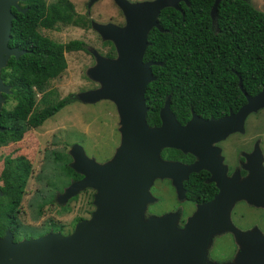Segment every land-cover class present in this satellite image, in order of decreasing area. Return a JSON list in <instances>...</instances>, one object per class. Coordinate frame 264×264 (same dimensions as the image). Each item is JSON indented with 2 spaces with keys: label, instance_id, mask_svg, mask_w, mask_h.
Here are the masks:
<instances>
[{
  "label": "water",
  "instance_id": "obj_1",
  "mask_svg": "<svg viewBox=\"0 0 264 264\" xmlns=\"http://www.w3.org/2000/svg\"><path fill=\"white\" fill-rule=\"evenodd\" d=\"M21 1L24 0H0V73L10 57L18 59L25 53L8 45L15 18L12 8L25 12L19 7ZM95 1L91 0V4ZM113 1L122 11L125 25L93 23L92 28L114 45L117 58L110 60L94 52L96 64L87 75L99 88L76 98L84 104L110 101L115 105L120 143L104 164L88 158L81 146L74 145L72 169L84 177L58 198L63 203L92 186L98 191L97 209L90 220L77 223L67 236L48 233L14 242L12 234L6 231L0 237V264H264L263 233L257 227L238 229L230 216L240 201L264 210V168L254 158L246 166L245 177L239 172L228 177L225 168L219 165L218 173L213 160L218 151L212 147L230 133L243 131L246 117L264 107V88L251 97L239 81L246 103L237 112L218 120H203L192 112L185 125L171 112L167 97L159 111L160 125L149 127L144 95L147 85L155 80L149 67L161 63L142 62L149 45L147 37L153 28L161 31L158 16L163 9L181 11L179 3L186 6L189 3L188 0ZM221 1L214 0L210 10L212 20ZM9 93L10 86L0 76V110L2 95ZM165 149L190 154L197 160L190 165L166 161L161 156ZM201 170L211 174L208 182L214 183L218 192L210 201L198 204L182 228L177 227V212L144 219L146 206L157 201L150 191L156 180H170L177 200L183 202L184 181ZM224 233L232 234L237 246L234 258L223 263L209 260L213 238Z\"/></svg>",
  "mask_w": 264,
  "mask_h": 264
},
{
  "label": "trees",
  "instance_id": "obj_2",
  "mask_svg": "<svg viewBox=\"0 0 264 264\" xmlns=\"http://www.w3.org/2000/svg\"><path fill=\"white\" fill-rule=\"evenodd\" d=\"M188 3L179 4L181 11L163 9L158 16L161 31L153 28L147 37L149 45L143 59L161 63L152 65L155 80L147 85L144 95L150 126L160 124L159 111L167 97L171 112L185 125L192 112L203 120L237 112L246 103L239 81L251 97L264 88V13L251 0H222L212 20L214 0ZM21 7L26 8L25 13L12 9L15 18L8 45L26 52L18 59L10 57L0 73L11 88L0 111V147L19 142L27 130L40 127L75 100L68 96L53 107L40 111L35 107L37 93L44 92L66 69L64 53L83 47L76 40L55 43L39 32L41 28L54 29L56 24H79L67 0L51 5L45 0H25ZM52 94L54 91L46 97ZM161 156L177 160L190 157L173 149L163 150ZM3 164L0 237L7 230L15 234L19 227L17 209L31 170L22 156H7ZM65 170L68 176L75 175L71 168L66 166ZM184 189L187 201L196 204L210 201L217 191L212 185H203L197 174L189 176Z\"/></svg>",
  "mask_w": 264,
  "mask_h": 264
},
{
  "label": "rangeland",
  "instance_id": "obj_3",
  "mask_svg": "<svg viewBox=\"0 0 264 264\" xmlns=\"http://www.w3.org/2000/svg\"><path fill=\"white\" fill-rule=\"evenodd\" d=\"M53 1L46 0L48 4ZM70 1L73 3L76 12L85 14V3H87V0ZM128 1L132 3L133 1L142 0ZM251 3L256 9L264 13V0H251ZM90 16L92 20L99 23L118 24L123 22V13L112 0H99L91 7ZM39 32L44 35L48 34L49 37L59 43L81 40L89 49V53L80 51L64 54L67 67L58 77L51 80L48 86L49 89L57 94V98L61 99L71 94L78 95L99 88V84L89 78L87 71L96 64L93 53L97 52L100 56H105L109 52L110 46L104 45L103 39L91 27L82 30L77 26L61 25L58 27V30L44 31V29H40ZM38 99L39 95L37 96ZM110 103L109 101H100L96 104L83 105L84 103L80 102L77 98L74 103L63 108L40 127L27 130L21 141L0 147V172L2 171L4 158L7 156L10 158L23 156L31 165V174L27 181L25 194L20 204V212L17 216L19 226L20 223L24 225L31 224V221L35 222L39 218L42 209L46 213L45 218L48 219L63 217V220L66 218L68 221L71 218L84 215L86 201L82 197L71 203L70 210H66V208L64 210H57L55 207L41 205L40 208L37 207L38 214L36 213L37 211L32 210V212L30 210L28 200L32 197L35 188L45 187V182H52L53 184L50 186L59 192L63 191L68 184L63 169L64 163H53V159L55 160V158L50 155L51 152L56 151L58 155L63 156L69 150V145L76 142L83 145L88 154L98 152L97 156L100 157L112 150L118 144V141L120 143V134L118 132L119 120L115 107ZM8 107H12V104L9 103ZM47 160L49 161L46 165ZM41 164H43V169H46L47 173L49 171L52 173V176L49 174L48 181L43 182L42 186L36 182ZM39 178H43V175H40ZM71 184L64 189V192ZM150 191L153 197L157 198L155 203L150 204L151 211L163 212L171 209L176 204H182V202L177 200L175 190L168 179L156 180ZM68 200L63 203H66ZM240 202H237L234 207L237 206L235 210L243 218L240 221L234 218V221H237L239 225L245 228L250 227L251 229L257 227L260 231L264 230V213L261 212L263 209L250 206L244 201ZM186 204L191 203L186 202ZM39 222H41L40 219ZM23 227L25 226H20L21 235H32L35 233V230H31L30 228H27L24 232ZM233 241L228 236L217 238L214 241L211 253L215 252L223 257L230 256L234 252V245L236 246Z\"/></svg>",
  "mask_w": 264,
  "mask_h": 264
},
{
  "label": "flooded vegetation",
  "instance_id": "obj_4",
  "mask_svg": "<svg viewBox=\"0 0 264 264\" xmlns=\"http://www.w3.org/2000/svg\"><path fill=\"white\" fill-rule=\"evenodd\" d=\"M24 1L19 2V7H20V9L25 10V12H26V8H22L21 7V3L24 2ZM56 1H58V0H54L53 2L48 4L46 2V0H45V3L48 4V5H51L52 3H55ZM67 1L73 6V12H74L73 18H75L76 21L79 22V24L78 25L65 24V25L77 26V27H79V28H81L83 30V29H85L87 27H91L92 28V24L93 23H98V24H102V25L108 24L107 22H104V23L95 22L94 20H92V17L90 16L91 7L95 3H97L99 0L93 2L92 4H91V0H87V3H85V6H86L85 14H79L78 12H76L73 3L70 0H67ZM143 1H152V0L133 1L132 3H134V2H143ZM181 3H183V2H181ZM181 3H179V4H181ZM12 9H14V8H12ZM86 13H87V15H86ZM110 24H114V25H116L118 27H123L125 25L124 16H123V22H120L118 24H116V23H110ZM61 25L63 26L64 24H56L54 26L55 27L54 29H44V31L58 30V27L61 26ZM41 35L46 37V38H48L49 40H51V41H53L55 43H59V42L54 41L53 38L49 37L48 34L47 35L41 34ZM99 37L102 38L100 35H99ZM72 41H75V40H72ZM76 41L81 42L83 47L81 49H78V50L68 51L69 53H73V52L75 53V52H80V51L89 53V49L87 48V45L83 41H81V40H76ZM69 42H71V41H69ZM69 42H67V43H69ZM59 44H66V43H59ZM103 44L104 45H109L110 49H109V52L105 56H102V57L110 59V60L116 59L117 58V52H116V49H115L114 45L111 42H107L105 40H103ZM11 48H13V47H11ZM14 48H16V47H14ZM22 51H24V50H22ZM68 52H65L64 54H66ZM142 62L144 64H147L150 61L144 60L142 58ZM149 68L152 71V66L149 67ZM48 86H49V84H48ZM48 86L46 87L44 92L37 93V95H36L35 107L39 111L40 110H44L46 108H49L50 106L53 107L59 101H63L68 96H72L75 99L72 103H74L76 101V99H77L76 95H73V94L59 99V98L56 97L57 94L55 92H54V94H52V96L50 98L46 97V95H48L52 91L51 89L48 88ZM10 94H11V88H10V93L8 95H10ZM4 95L5 94L2 95V97L4 99V102L2 103V107H3V105L6 104V99L4 98ZM38 95H39V99L37 100V96ZM45 97H46V99H45ZM77 102H79V101H77ZM105 102H107V101H105ZM8 103H9V101H8ZM72 103H70V104H72ZM70 104L64 106L63 108L69 106ZM110 104H112L115 107V105L112 102ZM83 105H86V104H83ZM145 105H146V101H145ZM115 109H116V107H115ZM116 115L118 117L117 109H116ZM223 117H225V116H223ZM50 118H48V119H50ZM218 119H220V118H217V119H214V120H218ZM47 120H45V121H47ZM118 120H119V117H118ZM159 120H160V118H159ZM146 123H147V125L149 127H157V126L160 125L159 124V125L150 126V122L146 121ZM74 145L81 146L83 148L84 152H85V155L88 158L93 159L94 161H96L99 164H104V163L108 162L113 157V155H114V153H115V151H116V149H117V147L119 145V141H118V144L112 148V150H110L107 154H104V156H100V157L97 156L98 152L97 153L93 152V154L92 153L88 154L86 152V149L84 148V146L80 145L79 143H76V142H73L72 144L69 145V150H67V152L63 156L58 155L56 151L51 152L50 155L52 157L54 156V158H55V160L53 159V163H55V164L64 163L63 164V169L65 171V176H66V178L68 180L67 181L68 182L67 186L70 183L77 182V181L81 180L84 177L83 175H81L79 173H76L72 169L73 155H72V151L71 150H72ZM212 147L217 149V151H218V153L214 154V159H213V160H215L214 169L218 173L221 172V169L219 168V166H220L221 168H223V167L225 168V173H226V175L228 177L232 176L235 172H239L241 177H245V176L248 175V170H246V166L248 165L249 161H251V159H254V158L257 161L261 162V164H262V166L264 168V107L258 109L255 112L250 113L246 117V119L244 121V125H243V131H241V132L240 131H236V132L230 133L223 140H220V141H218L216 143H213ZM180 153L183 154L182 152H180ZM183 155H189L190 157H184L183 159H178V160L177 159H170V158H166V157H162V158L164 160H166V161L179 162V163H181L183 165H190V164L194 163L197 160L195 157H193L190 154H183ZM17 157H20V156H17ZM218 160H220L219 163H218ZM48 161L49 160H47L46 165H47ZM3 165H2V168H3ZM52 166H53V164H52ZM66 166L71 168L74 171V173H75L74 176H68L67 175V172L65 170ZM30 174H31V170H30ZM49 174H51V176H52V173L50 171L47 173V170L43 169V164H41V166L39 167L38 175H37L38 177L36 179L37 184L38 185L41 184V186H42L43 182L48 181ZM192 174H197L199 176V180H201L203 185H206V184L207 185H212V186H214L216 188L214 183H209L208 182V180L211 177V174L208 171L201 170L198 173H192ZM40 175H43V178H39ZM189 176H188V178H189ZM186 181H184V182H186ZM49 182H47V183L45 182V187H43V188H38V187L35 188L34 192L32 193V197L28 200L29 208H30L31 211L32 210L35 211V212L37 211L36 213L38 214L37 207L40 208L41 205L55 207V208H57V210H62V209L64 210L65 208L67 210V209L71 208V203L72 202H75V201L79 200L82 197L86 201L85 208H84V215L83 216H79V217H75V218H71L68 221L66 220V218H65V220H63V217H57V218H54V219L53 218H49L48 219V218H45L46 213L42 209V212H41L39 218L36 219L35 222L31 221V224L29 223V224H24V225L20 223L21 227L22 226L26 227V228L23 227V231L24 232H25V230L27 228H30L31 230H35V233L32 234V235L24 234V236H23V235H21L20 226H19L16 229L15 234L11 233L12 236H13V241L14 242H19V241H22V240H28V239H32V238L35 239V238L44 236V235H46L48 233H54V234H60L62 236H67V235H70V234L73 233L74 228H75L77 223H79L81 221H88V220H90L92 218L94 212L97 209L96 198H97L98 191H97L96 188H94L92 186H88V187L84 188L82 191H80L76 196L71 197L66 203H60L59 199H58L60 197L59 195H61L64 192V189L67 186L63 189V191L59 192V191L55 190L54 188H52L51 186H52L53 183L52 182L49 183ZM183 187H184V183H183ZM25 190H26V188L24 189V194H25ZM53 191H54V193H53ZM217 192H218V190L216 191V193ZM186 202H189V201H187V199H186L184 202H182V204H176L171 209L163 211V212L151 211L150 210V204H148L146 206V210L144 212V219H148L150 216H161V215L166 214V213H175V212H177L178 213L177 227L178 228H182L185 225L187 219L193 215V213L195 212L196 207L198 205L196 203L186 204ZM20 204H21V202H20ZM236 207L237 206L234 207V209H233V211H231V215H230L233 225L235 227H237L238 229L242 230V231L250 229V227L245 228L244 226L239 225V223L237 222V221L242 220L243 216H241V214H239L237 212V210H235ZM19 209H20V205H19V207L17 209V216H18V214L20 212ZM72 210H73V208H72ZM261 212L264 213V210H262ZM234 218H236V220H237L236 222L234 221ZM39 219L41 220V222H39ZM33 223H35V224H33ZM261 231H262V233L264 235V230H261ZM221 236H228L233 241V237L229 233H224L222 235H219V236H216V237L213 238L212 245H211L210 249L208 250V258L210 260H212V261H217L218 263L231 261L234 258V253L236 251V246L234 245V252H232L230 256L223 257L222 255H218L215 252L211 253L214 241L217 238L221 237ZM233 243H234V241H233Z\"/></svg>",
  "mask_w": 264,
  "mask_h": 264
}]
</instances>
